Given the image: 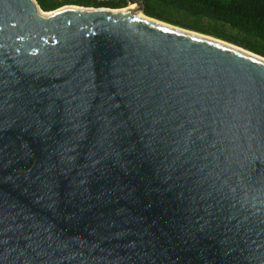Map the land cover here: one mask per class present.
Returning a JSON list of instances; mask_svg holds the SVG:
<instances>
[{
    "label": "water",
    "instance_id": "obj_1",
    "mask_svg": "<svg viewBox=\"0 0 264 264\" xmlns=\"http://www.w3.org/2000/svg\"><path fill=\"white\" fill-rule=\"evenodd\" d=\"M143 15L0 0V264H264V57Z\"/></svg>",
    "mask_w": 264,
    "mask_h": 264
},
{
    "label": "trees",
    "instance_id": "obj_2",
    "mask_svg": "<svg viewBox=\"0 0 264 264\" xmlns=\"http://www.w3.org/2000/svg\"><path fill=\"white\" fill-rule=\"evenodd\" d=\"M44 11L63 5L123 8L126 0H36ZM143 13L208 34L264 57V0H142Z\"/></svg>",
    "mask_w": 264,
    "mask_h": 264
},
{
    "label": "bare ground",
    "instance_id": "obj_3",
    "mask_svg": "<svg viewBox=\"0 0 264 264\" xmlns=\"http://www.w3.org/2000/svg\"><path fill=\"white\" fill-rule=\"evenodd\" d=\"M135 7V5L134 4H131L130 6H128L127 8H129V9H133L134 7ZM135 14H137V15H139V16H144L142 13H140V11H138V12H134Z\"/></svg>",
    "mask_w": 264,
    "mask_h": 264
},
{
    "label": "rangeland",
    "instance_id": "obj_4",
    "mask_svg": "<svg viewBox=\"0 0 264 264\" xmlns=\"http://www.w3.org/2000/svg\"><path fill=\"white\" fill-rule=\"evenodd\" d=\"M134 5H135V4H134ZM128 6H130V5H128ZM128 6H126V7H128ZM133 7H134V6H133ZM133 11H134V12H138V11H137V8H136V5H135V7L133 8ZM140 13L144 14L143 12H140Z\"/></svg>",
    "mask_w": 264,
    "mask_h": 264
}]
</instances>
